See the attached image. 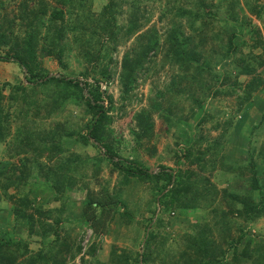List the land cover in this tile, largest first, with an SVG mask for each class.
I'll return each mask as SVG.
<instances>
[{"label": "rangeland", "instance_id": "obj_1", "mask_svg": "<svg viewBox=\"0 0 264 264\" xmlns=\"http://www.w3.org/2000/svg\"><path fill=\"white\" fill-rule=\"evenodd\" d=\"M108 2L109 0H0V31L6 34L13 32L15 37L22 39L28 31L25 30L23 21L28 24L33 17L32 13L37 14L41 20L39 22L44 23V26L37 30L40 33L36 48L38 64L44 71L43 75H47V78L62 76L92 83L93 80L101 78V70L109 71L110 78L105 81L106 89H103V92L105 97H111L113 105L107 112L109 122L106 129L110 134L111 145L119 157L132 160L138 157L139 161L154 173L158 171L159 166L179 171L188 170L192 173L193 179L202 177L209 181L208 185L199 184L207 187L213 197L210 202H198V207L195 209L170 208L165 211L158 203L159 197L156 195L152 181H132L131 185L121 187L124 182L122 173L112 170L111 163L103 160L99 148L82 147L73 140L74 138H68L62 144L66 154L78 153L82 157L97 159L96 167L90 163L86 168L87 177L93 175L88 182L92 190L99 193L106 188L109 193H114L113 190L121 187V201H124L125 205L122 206L120 203L117 207L113 219L105 225V233H96L85 219L83 211V203L86 201L83 190L86 184L78 182L74 190L69 188L64 194L52 188L53 176L46 171L55 163V159H48L51 156L50 151L42 152L41 149L38 152L40 141L35 138V135L44 134L53 123L64 124L85 134L83 127L88 118H81L79 115L82 107L54 105L49 95L56 87L50 84L44 89L37 88L36 90L40 92L39 101L31 105L29 110L24 108L18 100L20 92L11 86L15 87L22 82L27 85L25 78L28 76L25 69L13 62L0 61V90L3 97L0 102L1 121L9 122L10 128L8 135L0 139V168L8 173L10 178L20 182L17 186L14 185L15 183L8 185L5 194L2 191L5 175L0 176V234L4 238L10 235L12 240L22 241L20 249L23 254L16 258V264H25L32 260L31 258L42 247L45 249L44 252L48 253V247L45 246L51 245L55 238L53 234L46 237L28 236L24 229L15 224L14 209L24 198H27L32 205L31 209H26V213L30 212L35 219L43 220L41 224L54 226L53 220L60 219V225L53 227L58 231L57 244L62 245L63 242L67 246H62L57 252V259L60 262L111 264V250L120 256L124 255L132 262L137 258L140 259L143 253V239L146 238L144 228L147 226L149 227L145 230L146 234L150 228H154L153 232L169 238L168 245L174 244L171 247L175 250L170 249V254L175 255L174 259L179 253L175 248L176 243H180L184 236L194 234L203 224L213 228L212 236L220 242L221 235L214 227L215 222L220 214L229 208L224 203L225 196L222 195V191L245 193L249 189L248 177L245 175L241 179L230 177V174L223 172V168L218 163L212 165L210 156H204L202 153L209 145L215 147V139H221L224 148L215 147L220 155L245 158V153L239 149V146H245L249 138L252 141L260 136L255 130L251 131V126L264 127V121H261L264 112V85L258 87L260 90L253 94V104L243 108L239 105L244 97L245 84L253 77L264 80V0H235L231 3L229 0L222 3L219 0H206L209 4L217 6L220 17H224V13H228L231 6L233 9L231 15H234L236 20L226 23L221 18L219 24L205 25L202 32L189 31L185 20L178 19L183 32L193 36L195 43H201L200 51L211 65L210 75L203 74L195 80L192 76L194 71L182 70L167 57L166 47L162 44L168 31L173 27L174 7L191 8L192 4H187L186 0H142L141 2L115 0L117 10L111 31L117 32L121 26L128 23L131 8L138 10L140 28L134 35L125 37L124 40L121 39L120 33H117L118 44L115 50H111L114 47L112 40H107L97 28L100 27L99 24L107 25L106 21H109L108 17L102 16ZM23 12L25 17L20 18ZM53 12H60L61 17L58 15V18L53 20L52 30L49 31L51 24L48 20ZM58 30L61 31V36L58 35ZM237 31H241L242 34H238L233 42L242 45L240 44L238 51L228 55L226 54L228 38ZM255 31H258L259 35H254ZM145 33L157 35L159 47L156 52L149 54L148 63L138 74L132 90L126 95L120 86V63L123 55L135 45L138 36ZM58 40L63 45L62 55H58L55 48L52 49ZM251 47L253 52L250 56L247 52ZM106 51L109 54L105 53ZM5 53L7 48L2 47L0 54L5 55ZM99 53L111 57V61L105 55L99 56ZM242 53L246 54V62L253 70L251 76L238 74L237 69L234 68L233 61L241 57ZM104 57L106 58L103 59ZM214 74L217 75L218 81L210 79ZM197 87L200 88L202 106L200 110L189 99V95L194 91L193 88L197 90ZM143 110L150 114L153 130L150 137L137 142L136 119ZM49 113L51 116L47 117ZM244 115L247 120L243 127L239 128L238 122ZM202 117L204 121L200 120ZM27 127H32L33 133L30 136L28 133L25 137L26 130L23 129ZM19 130H23L22 144L21 141H13ZM260 140L264 141V134L260 136ZM24 145L30 150L15 155L14 150L16 151L19 146L21 152ZM185 147L192 148L196 155L200 154L202 161L191 164L194 158L190 157L188 160L179 158L177 163L175 154L181 156ZM185 181L188 182L187 178ZM81 188L84 189L78 190ZM201 189L204 190V187ZM213 199L214 202H211ZM37 207H40L43 213L49 212V215L44 218L41 212L37 214L35 211ZM121 212H129L131 218L121 217ZM96 213L99 215V210H96ZM227 219L231 225L229 232L231 238L242 237L239 250L248 240L253 247L264 246V218L254 224L244 223L232 215ZM158 220H161L162 224L158 225ZM91 245H95V251L92 255H87ZM78 247H81L80 251ZM223 247L225 249L226 244H223ZM54 250L52 254L55 255L57 248L55 247ZM225 259L230 262L231 255H226ZM151 261L153 262L151 264H169L171 260L157 254L151 256ZM37 264L45 263L39 261Z\"/></svg>", "mask_w": 264, "mask_h": 264}, {"label": "trees", "instance_id": "obj_2", "mask_svg": "<svg viewBox=\"0 0 264 264\" xmlns=\"http://www.w3.org/2000/svg\"><path fill=\"white\" fill-rule=\"evenodd\" d=\"M137 1L141 2L142 0ZM186 1L187 4H192L193 7H174L173 17L175 19L173 27L168 31L162 44L166 47L165 54L167 57L182 68V70L189 72L192 69L194 71V75L192 76L195 80L198 76L200 77L203 74L208 73L210 75L211 65L210 62L204 58L203 52L200 51L201 43H195L193 36H188L183 32L179 20H185L189 31L202 32V28H204L205 25H212L214 23L219 24L218 21L221 20V18H223V21L226 23L230 20H236V18L234 15H231L233 13L231 6L228 9V13H224V17H220L217 6L209 4L206 0ZM224 1L225 0H219L220 3ZM234 1L235 0H229L230 3ZM116 10L115 0H109L102 13L103 18L108 17L109 21H106L107 25L99 24L100 27H97L101 30L102 34L106 36L107 40H112L114 47H112L111 50H115V46L118 44L116 40V38H118L117 33H120L121 39L123 38L124 40L125 37L134 35L140 28L139 18L137 16L138 10L136 8H131L128 23L121 26L117 32L113 30L111 31V26L112 24L114 25L115 21ZM24 13L25 12L22 13L20 18H23L25 15ZM32 14L33 17L28 24L23 21L25 30H28L25 32L24 38L19 39L18 37H15L13 32H7L9 34H6L3 31H0V49L2 47L7 48V53H5V55L0 54V61L18 64L22 69H25L28 76L25 78L27 85L22 82V84L15 85V87L10 86L20 92L18 94V100L24 108L29 110L31 105L33 106L39 101L40 92L36 89L39 87L44 89V87L53 84L56 88L53 89L49 98L54 105H57L58 107H63L65 105H73L78 108L82 107L79 115L81 118H88L83 127L86 131L85 134H81V130L68 128L64 124L53 123L51 128L47 129L44 134L35 135V138L40 141L38 152H40L41 149L42 152L43 150L50 151L51 156L48 159H55V163L47 168L48 170L46 171L47 174L51 173L53 176V182L51 181L52 188L57 189L60 194H64L69 188L70 190H74V188H76L75 185L78 182L86 184L85 189L81 188L78 190L82 191V189H84L83 191L86 196V201L83 203L85 219L90 223V226L93 227L96 233H105V225L108 221L113 219L117 207L120 203L122 206L125 205L124 201H121V187L131 185L132 181H152V183H154L153 188L156 190V195L159 197L158 203L164 207L165 211L170 208H184L186 210L195 209L198 207V202L209 201L213 196L209 193V189L204 186L209 184V181L206 178L197 177L193 179L191 176L192 173L188 172V170L179 171L165 166H159L158 171L154 173L147 169L139 161L138 157L134 160L119 157L111 145L110 134L106 129L109 122L107 112L112 108L113 102L110 96L105 97V93L101 91V83H106L105 81L110 78L109 71H107V69L101 70V78L93 80L92 83L87 81L81 82L74 78L67 79L62 76H50L47 78V75L42 74L44 71L39 67L38 55L36 53L40 33L37 30L39 27L44 26V23L39 22L41 20L37 17V14ZM58 15L61 17L60 12H53L50 16L51 18L48 20L51 24L48 29L49 31L52 30L53 20L57 19ZM37 24L38 26L36 27ZM60 33L61 31L59 32L58 30V35H60ZM238 34L241 35V31L232 33L229 36L226 54L229 55L239 50L238 48L242 43L233 42ZM254 35H259L258 31H255ZM60 36H58L59 39ZM257 43L260 44V42ZM257 43L254 44L257 45ZM158 47V36L145 33L139 35L136 39L135 45L130 51L123 55L120 63L121 71L119 74L120 86L124 94L127 95V93L132 90L138 74L145 68V64L148 63L149 54L154 51L156 52ZM54 48L58 55H62L63 45L60 44L59 40L52 49ZM252 49L253 48L251 47V50L247 52L250 56L253 52ZM107 52L108 51L105 53ZM242 54L241 57L233 61L234 68L237 69L238 74L251 76L253 70L250 68V64L246 62V54ZM98 55L107 56L106 54L100 53ZM105 58L106 57L103 59ZM108 60L111 61V57L108 58ZM216 74L210 79L218 81ZM201 81H203V79H201ZM263 85L264 80L262 78H251L243 88L244 97H242L239 102L240 107L243 108L246 105L250 106L253 104V94L258 92L260 90L259 88ZM198 87H202V85H198ZM193 90V93L189 95V99H191L194 105L200 110L202 107L200 102V88L197 90L193 88ZM2 98L0 90V102ZM29 100L32 103L29 102ZM1 115L2 107L0 106V123L2 122ZM50 116L51 113L47 115V117ZM136 120L138 130L135 132V136L136 141L140 142L151 136L153 123L150 119V114L145 110L137 115ZM200 120L204 121V118L202 117ZM246 120L247 118L244 115V117L238 122L240 126L239 128L243 127ZM261 121H264V112L261 115ZM3 123L6 125H3ZM8 123L9 122L7 121H3L0 124V139H3L8 135L10 130ZM23 130H26L25 137L28 133L29 136L33 133L32 127H27V129ZM23 130H19L16 133L13 141L18 140L21 141L20 144H22L24 138ZM252 130H255L260 136L264 134V127L261 125H252L251 131ZM20 135L21 139L19 140ZM260 136H257L252 141L249 138L247 139L245 146H239V149L245 153V158L233 155H220L217 149L224 148L221 139H215L214 145L217 149L213 145H209L208 149L202 153L204 156H210L212 159V165L218 163L219 166L223 168V172L230 174V177L233 176L239 179L244 175L248 177L249 189L245 193L228 192L227 190L222 191V195L225 196L223 199L224 203L227 204L229 208L226 212L220 214L214 227L218 229L221 235V237H219L220 242L226 244L225 249L223 244L216 241L212 236L211 231H213V228L208 224H203L199 229L197 228V231L194 234L186 235L180 243H176L175 248L179 250V253L174 259L173 256L175 255L170 254V249L175 250L171 247L174 244L168 245L169 238L162 237L155 231L153 232L154 228H150V231L146 234L145 230L149 227L147 226L144 228L146 238L143 239V253L140 256V259L137 258L132 262L124 255L120 256L114 250H111L110 263L151 264L153 263L151 261V256L158 254L170 258L171 261L169 264H223L224 262V264H264V246L255 245V247H253L248 240L246 245L239 250V243L242 237L238 239L231 238L229 234L231 225L229 223L230 221L227 219L229 215H232L234 218L241 219L244 223L254 224L257 220L264 218V141L260 140ZM68 138H74L73 140L82 147L92 146L94 148H99L102 152L101 156L103 160H107L111 163L113 167L112 170H117L122 173V181L124 182H122L123 184H121V187L118 190H113L114 193H109V190L106 188L102 189V192L99 193L92 190L89 187L88 182L93 175L87 177L86 168L90 166V163H92V166L96 167L97 159L82 157L78 153L66 154L62 144L63 141ZM228 142H230V140ZM26 150H30V148L24 145L20 152L18 146V149L16 148V151L14 150V154L19 155L21 153H27ZM240 150L239 152L242 153ZM62 153L65 154L62 155ZM38 155L39 153H37V156ZM175 157L177 163L180 159L185 158L188 160L190 157L194 158V162L189 161L191 164L200 163L202 161L200 154H194L193 149L190 147H185L181 152V156L175 154ZM4 175L5 183L2 184V191L6 194L8 185L15 183L14 185L17 186L20 182H17V179L14 180L10 178V175L0 168V176ZM185 178H187L188 182L185 181ZM203 187L204 190L201 189ZM202 190L203 193H201ZM61 196H59V198H61ZM26 199L27 198L22 199L20 205L14 209L15 224L19 228L24 229L28 233V236L36 235L39 237H46L49 234H53L55 238L51 245L45 246V248L48 247V253H45V249L42 247L38 253L31 258L32 260L27 261L25 264H37L39 261H44L45 264H63V262H60L57 259V252L62 246H67H65L63 242L62 245L57 244L58 231L53 229L54 226L60 225V219L53 220L54 226L41 224L43 223V220L40 221V219H35L34 215L30 214V212L26 213V209H31L32 206L31 202ZM211 202H214V199ZM40 210V207L35 209L37 214H40ZM96 210H99V215H97ZM123 212H121V217L127 219L131 218L129 212ZM41 214L46 218L49 215V212H47V214L41 212ZM36 222L38 223L36 224ZM160 223L161 220H158V225H160ZM241 236L244 237V235ZM3 238L4 237L0 234V264H16V258L23 254V251H21L22 249H20L22 241L12 240L10 235H6V238ZM54 245H58L55 246L57 248L55 255L52 254L55 251ZM95 248V245H91L87 255H92ZM77 249L80 251L81 247H78ZM6 254H8V256ZM224 254L231 255L230 262L228 259H225L226 255L224 256Z\"/></svg>", "mask_w": 264, "mask_h": 264}, {"label": "built area", "instance_id": "obj_3", "mask_svg": "<svg viewBox=\"0 0 264 264\" xmlns=\"http://www.w3.org/2000/svg\"><path fill=\"white\" fill-rule=\"evenodd\" d=\"M105 84L104 83H101V89H105Z\"/></svg>", "mask_w": 264, "mask_h": 264}, {"label": "clouds", "instance_id": "obj_4", "mask_svg": "<svg viewBox=\"0 0 264 264\" xmlns=\"http://www.w3.org/2000/svg\"><path fill=\"white\" fill-rule=\"evenodd\" d=\"M104 84H105V83H104ZM105 89H106V88H105ZM105 89H104V90H105ZM101 91H103V89H101Z\"/></svg>", "mask_w": 264, "mask_h": 264}]
</instances>
